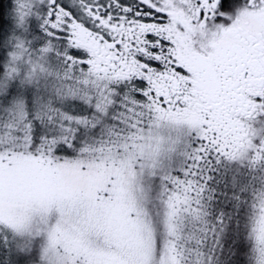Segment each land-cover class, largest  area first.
Here are the masks:
<instances>
[{
    "label": "snow or ice",
    "instance_id": "snow-or-ice-1",
    "mask_svg": "<svg viewBox=\"0 0 264 264\" xmlns=\"http://www.w3.org/2000/svg\"><path fill=\"white\" fill-rule=\"evenodd\" d=\"M11 15L0 264H264V0Z\"/></svg>",
    "mask_w": 264,
    "mask_h": 264
},
{
    "label": "flooded vegetation",
    "instance_id": "flooded-vegetation-1",
    "mask_svg": "<svg viewBox=\"0 0 264 264\" xmlns=\"http://www.w3.org/2000/svg\"><path fill=\"white\" fill-rule=\"evenodd\" d=\"M12 0H0V4H3L4 5V8H3V30L0 31V35L1 37H3V35L5 34V31H6V28H7V18H8V12H9V4ZM2 49L3 47H0V55H1V52H2Z\"/></svg>",
    "mask_w": 264,
    "mask_h": 264
},
{
    "label": "rangeland",
    "instance_id": "rangeland-1",
    "mask_svg": "<svg viewBox=\"0 0 264 264\" xmlns=\"http://www.w3.org/2000/svg\"><path fill=\"white\" fill-rule=\"evenodd\" d=\"M12 6H13V0L10 2L9 4V12H8V18H7V28H6V31H5V34L3 35V37H1V40L2 39H5L6 38V34H7V31L10 30V23H11V19H12ZM4 55H6V49H2V52H1V57H3ZM0 255H3V252L2 250H0Z\"/></svg>",
    "mask_w": 264,
    "mask_h": 264
},
{
    "label": "trees",
    "instance_id": "trees-1",
    "mask_svg": "<svg viewBox=\"0 0 264 264\" xmlns=\"http://www.w3.org/2000/svg\"><path fill=\"white\" fill-rule=\"evenodd\" d=\"M1 34V33H0ZM0 40H1V35H0ZM0 57H1V55H0Z\"/></svg>",
    "mask_w": 264,
    "mask_h": 264
}]
</instances>
